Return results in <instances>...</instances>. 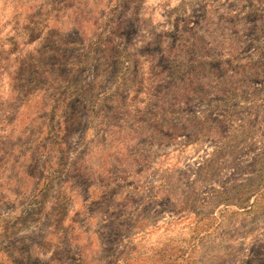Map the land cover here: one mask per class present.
I'll return each mask as SVG.
<instances>
[{
  "label": "rangeland",
  "instance_id": "1",
  "mask_svg": "<svg viewBox=\"0 0 264 264\" xmlns=\"http://www.w3.org/2000/svg\"><path fill=\"white\" fill-rule=\"evenodd\" d=\"M0 264H264V0H0Z\"/></svg>",
  "mask_w": 264,
  "mask_h": 264
}]
</instances>
